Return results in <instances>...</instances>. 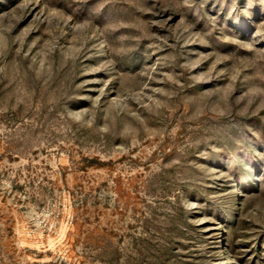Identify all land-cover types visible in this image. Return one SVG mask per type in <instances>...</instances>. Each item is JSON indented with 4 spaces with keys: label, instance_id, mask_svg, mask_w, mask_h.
Here are the masks:
<instances>
[{
    "label": "rangeland",
    "instance_id": "1",
    "mask_svg": "<svg viewBox=\"0 0 264 264\" xmlns=\"http://www.w3.org/2000/svg\"><path fill=\"white\" fill-rule=\"evenodd\" d=\"M0 264H264V0H0Z\"/></svg>",
    "mask_w": 264,
    "mask_h": 264
}]
</instances>
